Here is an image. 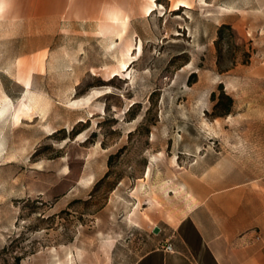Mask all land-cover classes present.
Wrapping results in <instances>:
<instances>
[{
	"label": "rangeland",
	"instance_id": "374dc122",
	"mask_svg": "<svg viewBox=\"0 0 264 264\" xmlns=\"http://www.w3.org/2000/svg\"><path fill=\"white\" fill-rule=\"evenodd\" d=\"M263 143L264 0H0V264H136Z\"/></svg>",
	"mask_w": 264,
	"mask_h": 264
},
{
	"label": "crops",
	"instance_id": "0c3cea01",
	"mask_svg": "<svg viewBox=\"0 0 264 264\" xmlns=\"http://www.w3.org/2000/svg\"><path fill=\"white\" fill-rule=\"evenodd\" d=\"M112 13H122L109 14L117 35ZM91 15L73 20L88 23ZM207 173L194 178L192 211L159 227L156 245L136 264H264V146L256 167L233 163Z\"/></svg>",
	"mask_w": 264,
	"mask_h": 264
},
{
	"label": "trees",
	"instance_id": "16d2710c",
	"mask_svg": "<svg viewBox=\"0 0 264 264\" xmlns=\"http://www.w3.org/2000/svg\"><path fill=\"white\" fill-rule=\"evenodd\" d=\"M228 27L229 26H227V25L221 26L220 29H219V34L222 35L223 30L226 29V28H228ZM212 96L215 99V97H216L215 93H213ZM222 96L225 97V99H227V101H228V107H227V109L225 110V113H224V115H228V114H230L231 109H232L233 99L230 96H227L225 94H222ZM216 101H217V103L215 105V108L218 110V109H220V106L222 105V101L219 100V99L216 100Z\"/></svg>",
	"mask_w": 264,
	"mask_h": 264
},
{
	"label": "bare ground",
	"instance_id": "6f19581e",
	"mask_svg": "<svg viewBox=\"0 0 264 264\" xmlns=\"http://www.w3.org/2000/svg\"><path fill=\"white\" fill-rule=\"evenodd\" d=\"M156 6H157V3H155V4L152 6V10H151V8H150V10H151L152 13L155 12V10H156ZM81 102L86 103V104H91V102H92V97H91V96H88V97L82 99L81 101H79V100H75V101H74L75 104H79V103H81Z\"/></svg>",
	"mask_w": 264,
	"mask_h": 264
},
{
	"label": "built area",
	"instance_id": "2783aa9c",
	"mask_svg": "<svg viewBox=\"0 0 264 264\" xmlns=\"http://www.w3.org/2000/svg\"><path fill=\"white\" fill-rule=\"evenodd\" d=\"M165 250L167 251V252H173V247L170 245V244H168L166 247H165Z\"/></svg>",
	"mask_w": 264,
	"mask_h": 264
},
{
	"label": "water",
	"instance_id": "95a60500",
	"mask_svg": "<svg viewBox=\"0 0 264 264\" xmlns=\"http://www.w3.org/2000/svg\"><path fill=\"white\" fill-rule=\"evenodd\" d=\"M159 231H160V228H158V227H156V228L154 229V233H155V234H158Z\"/></svg>",
	"mask_w": 264,
	"mask_h": 264
}]
</instances>
